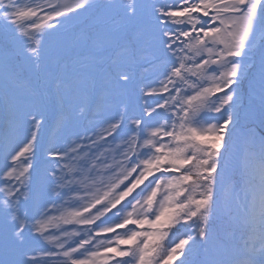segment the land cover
Listing matches in <instances>:
<instances>
[{
	"label": "snow or ice",
	"instance_id": "1",
	"mask_svg": "<svg viewBox=\"0 0 264 264\" xmlns=\"http://www.w3.org/2000/svg\"><path fill=\"white\" fill-rule=\"evenodd\" d=\"M0 264H264V0H0Z\"/></svg>",
	"mask_w": 264,
	"mask_h": 264
}]
</instances>
